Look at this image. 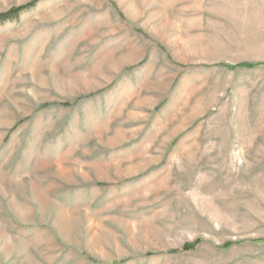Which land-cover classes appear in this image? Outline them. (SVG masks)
<instances>
[{
    "label": "rangeland",
    "instance_id": "1",
    "mask_svg": "<svg viewBox=\"0 0 264 264\" xmlns=\"http://www.w3.org/2000/svg\"><path fill=\"white\" fill-rule=\"evenodd\" d=\"M36 1L0 22V264H264V0Z\"/></svg>",
    "mask_w": 264,
    "mask_h": 264
},
{
    "label": "trees",
    "instance_id": "2",
    "mask_svg": "<svg viewBox=\"0 0 264 264\" xmlns=\"http://www.w3.org/2000/svg\"><path fill=\"white\" fill-rule=\"evenodd\" d=\"M37 1H31L25 5H21L15 8H11L9 11L5 12V13H0V22H4L5 20L8 19H13L15 17H17L19 15V13L23 10H26L30 7H32Z\"/></svg>",
    "mask_w": 264,
    "mask_h": 264
}]
</instances>
